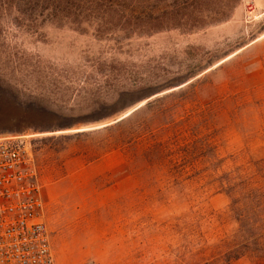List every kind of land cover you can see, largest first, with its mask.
<instances>
[{"label":"rangeland","instance_id":"374dc122","mask_svg":"<svg viewBox=\"0 0 264 264\" xmlns=\"http://www.w3.org/2000/svg\"><path fill=\"white\" fill-rule=\"evenodd\" d=\"M8 136L55 264H264L228 211L264 202V0H0Z\"/></svg>","mask_w":264,"mask_h":264},{"label":"built area","instance_id":"2783aa9c","mask_svg":"<svg viewBox=\"0 0 264 264\" xmlns=\"http://www.w3.org/2000/svg\"><path fill=\"white\" fill-rule=\"evenodd\" d=\"M30 144L0 137V264H55Z\"/></svg>","mask_w":264,"mask_h":264},{"label":"trees","instance_id":"16d2710c","mask_svg":"<svg viewBox=\"0 0 264 264\" xmlns=\"http://www.w3.org/2000/svg\"><path fill=\"white\" fill-rule=\"evenodd\" d=\"M59 1V0H54ZM108 2H112V0H107ZM123 1V0H119ZM129 2L133 5L138 4V0H129ZM147 98V97H146ZM222 177H220L221 179ZM222 185L224 183H221ZM236 191H232L229 194L230 197V207L229 213L232 214L235 218L236 223L238 224V229L233 236L236 240H241L240 243H237L241 248H252V252L263 251L264 252V234L259 233V230L264 228V220H256L255 217L256 211L260 208L261 211L264 208V202L261 201L259 207L253 206V196L252 193H246V191H240L239 193H235ZM254 194V201L257 199V195ZM237 196V197H236ZM225 244V242H222ZM231 250H235L234 248ZM224 254V253H222ZM234 260H239L237 257Z\"/></svg>","mask_w":264,"mask_h":264}]
</instances>
